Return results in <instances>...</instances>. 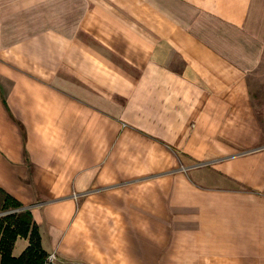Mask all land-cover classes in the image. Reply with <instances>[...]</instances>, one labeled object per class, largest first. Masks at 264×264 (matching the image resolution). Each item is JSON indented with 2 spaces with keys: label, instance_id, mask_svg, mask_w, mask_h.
<instances>
[{
  "label": "crops",
  "instance_id": "1",
  "mask_svg": "<svg viewBox=\"0 0 264 264\" xmlns=\"http://www.w3.org/2000/svg\"><path fill=\"white\" fill-rule=\"evenodd\" d=\"M263 90L264 0H0V189L58 264H264Z\"/></svg>",
  "mask_w": 264,
  "mask_h": 264
},
{
  "label": "trees",
  "instance_id": "2",
  "mask_svg": "<svg viewBox=\"0 0 264 264\" xmlns=\"http://www.w3.org/2000/svg\"><path fill=\"white\" fill-rule=\"evenodd\" d=\"M0 195L2 211L12 212L0 217V264H43L46 254L40 247L38 229L29 211L20 210L21 204L1 189ZM18 236L28 237L29 245L20 257L13 258L11 247Z\"/></svg>",
  "mask_w": 264,
  "mask_h": 264
},
{
  "label": "built area",
  "instance_id": "3",
  "mask_svg": "<svg viewBox=\"0 0 264 264\" xmlns=\"http://www.w3.org/2000/svg\"><path fill=\"white\" fill-rule=\"evenodd\" d=\"M44 264H58L55 253H49L44 259Z\"/></svg>",
  "mask_w": 264,
  "mask_h": 264
},
{
  "label": "rangeland",
  "instance_id": "4",
  "mask_svg": "<svg viewBox=\"0 0 264 264\" xmlns=\"http://www.w3.org/2000/svg\"><path fill=\"white\" fill-rule=\"evenodd\" d=\"M258 108L260 109V111H262V113H260L261 114V116L263 117V119H264V90H263V92H262V97H261V99H260V103L258 104ZM1 198H0V213H5V212H3L2 211V209H1V204H2V202H1ZM4 216V215H3Z\"/></svg>",
  "mask_w": 264,
  "mask_h": 264
}]
</instances>
